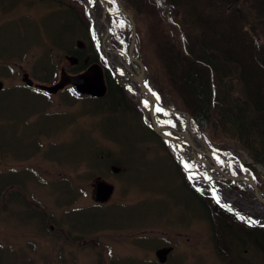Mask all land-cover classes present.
Wrapping results in <instances>:
<instances>
[{
  "label": "rangeland",
  "instance_id": "rangeland-1",
  "mask_svg": "<svg viewBox=\"0 0 264 264\" xmlns=\"http://www.w3.org/2000/svg\"><path fill=\"white\" fill-rule=\"evenodd\" d=\"M118 1L135 21L138 55L147 65L153 83L157 78L166 80L161 50L167 43L181 49L184 54L181 64L185 66V55L193 47V35L182 24L183 16L176 9L167 5L165 0H142V10L136 13L140 7L139 0ZM69 4L80 8L89 22L85 3L70 0ZM92 4L98 15L96 2L92 0ZM3 13H0V26L21 19L18 33L15 32L13 38L12 25H6L2 30L5 40L1 44L5 49H10L9 41L14 39L17 46L30 36L27 22H31L33 30L40 34L29 47L36 45L31 49L33 57L24 62L7 63V68L13 71L8 78L0 77L4 89L21 87L25 73L33 80L32 66L45 54L50 56V65L57 72L56 79L47 85L58 82L62 69L71 73L72 61H67L55 43L50 42L45 29L54 40L68 34L72 24L70 16L74 19L72 13L55 3L37 0H23L11 12ZM112 26L116 35L111 38L112 47L124 53L125 44L122 42L130 32L128 24L126 20L115 17ZM249 27H246L248 32ZM255 32L254 45L260 51L264 48V30ZM75 34L71 39L81 41L84 44L81 49L86 48L89 45L86 31L78 30ZM91 37L95 39L93 31ZM125 59L128 61L127 57ZM233 74L229 73L231 79ZM232 84L236 85L233 96H240L239 83L237 85L232 79ZM120 87L137 108L138 97L125 86ZM171 97L170 105H178L175 95ZM97 107L96 102L87 99L74 100L68 91L48 95L34 89L27 92L22 100L0 103L2 124L11 121L7 118L23 113L20 122L17 120L12 125L0 127V137L4 136L8 149L17 153L7 154L0 161V177H5V181H19L12 182L14 185L10 187L9 184L4 185V189H1L4 183H0V192L3 190L0 198V264H158L155 253L168 247L173 250L165 264H229L222 259V252L213 243V233L200 212L186 207L187 198L179 187V179L173 175L169 160L171 158L178 164L174 160L178 151L161 143L164 149L152 139L135 143L134 133H130L128 125L123 126L120 120L105 119L95 114ZM35 109L38 114L28 115ZM123 130L129 138L124 142L126 145L115 143L103 135L111 134L120 139ZM219 142H222V151L237 157L252 170L256 179L253 182L264 191V168L254 164L248 153L234 141L217 137L215 144ZM96 151H101L104 156L95 158ZM90 157H94L95 167L90 165ZM112 161L120 162L122 165L118 167L123 168V172L111 173ZM193 163L197 170L205 169L203 165L199 169L197 159H193ZM178 166L183 171L181 165ZM183 173L204 201L212 199L205 182L199 183L191 173ZM97 178L114 186L110 201L102 206L92 201ZM231 190L240 196L236 187H231ZM11 192H20V198L10 197ZM213 203L219 207L214 200ZM95 214L102 216L104 224L84 229ZM237 218L243 223L242 215ZM242 223H238L239 228L244 226ZM245 258L246 264H262L254 250L246 251Z\"/></svg>",
  "mask_w": 264,
  "mask_h": 264
},
{
  "label": "trees",
  "instance_id": "trees-1",
  "mask_svg": "<svg viewBox=\"0 0 264 264\" xmlns=\"http://www.w3.org/2000/svg\"><path fill=\"white\" fill-rule=\"evenodd\" d=\"M22 1L0 0V13L11 12V9H14L16 4L19 5ZM37 1L55 3L74 15V19H72L70 14L66 13L72 21L71 30L68 34L60 35L57 40L51 39L42 26L50 42L55 43L63 56L78 59L77 66L70 70L71 74L83 70L92 62H96L97 55L89 37V45L83 49L79 48V43L84 46L81 41L71 39L78 30L84 29L87 34L89 31L90 23L80 8L69 4L70 0ZM199 1H164L183 16L184 22L182 24L189 28L193 35V47L185 55L187 62L185 66H182L183 52L167 43L161 50V62L166 80L157 78L159 81L155 79L153 83L150 77V84L169 105L171 96L174 94L180 105L177 103L178 105L171 106L187 112L211 144H215L217 137L221 140L234 141L243 151L248 153L254 164L264 168V48L257 51L253 39L257 29L264 30V0ZM139 4L140 7L135 10L136 13H140L142 10V0H139ZM126 6L133 8V6ZM19 22L21 19L0 26V64H3V67L0 66V77L8 78L11 76L13 70L11 71L10 67L7 68V63L24 62L28 57H33L31 49L35 48L36 45L29 47L35 42V37L39 39L40 34L36 29L33 30L31 22H27L30 36L24 39L21 45L17 44L16 46L14 39L9 41V50L8 47L5 49L1 44L5 40L1 34L4 27L9 24L12 25L14 29L13 38L15 32L18 33ZM246 27L250 28V32L246 30ZM262 46L264 47V44ZM85 60H88L87 63H84ZM51 62V58L47 54L38 58L31 69L33 80L42 84L53 82L57 77V72L50 65ZM142 62L146 67L145 62L143 60ZM224 66L231 67V70H226ZM229 73H235L232 75V79L237 85L239 83L238 92L240 96H233L236 85L234 88L232 85L228 86V89L223 91H219L213 85L215 78L219 79L220 76L229 75ZM29 90L31 89L25 87L4 89L0 92V100H2L0 103L16 99L22 100L23 97L25 98L26 91ZM69 93L75 97L70 90ZM88 100L98 104L95 114L105 119L120 120L123 126L128 125L130 133L132 135L134 133L135 143L152 139L163 147L160 140L141 122V113L138 107L135 108L129 102L126 92L116 85L111 77H108L106 96L101 100ZM37 111L35 109L28 115H35L38 113ZM22 114L19 113V115L11 117L12 123L17 120L20 122ZM1 117L2 113L0 112V119ZM3 125L4 123H0V127H5ZM15 126L16 124L11 127L14 128ZM103 135L115 143L125 145L124 142L129 140L124 130L120 139L114 138L111 134ZM135 143L132 142V145ZM221 143L215 144L220 150L223 149ZM163 148L165 149V147ZM10 153L15 154L14 151L8 149L5 137H0L1 160H4ZM94 156L101 158L104 155L101 151H96ZM111 164L122 165L117 161H112ZM90 165L95 167L94 157H90ZM174 168V174L187 189V191L185 190L187 199L191 198L188 206L193 209H197L199 206L200 210L205 212L202 218L213 233L212 241L222 252V259L228 261L229 264H246L245 252L254 250L259 254L262 264H264V229L249 226L239 228L238 222L230 214L220 210L214 212L217 210L214 203L211 200L199 199L196 192L187 184L182 171L175 164ZM4 185L6 183L1 184V189H4ZM9 185L14 184L10 183ZM2 191L0 198H2ZM14 196L20 198L21 193L11 192L10 197ZM98 215L95 214L94 217H91L89 223L85 224V228H83L88 229L104 224L102 216L99 215L98 219ZM110 218L112 219V217ZM113 218L118 220L116 217ZM77 224L82 225L81 223ZM87 225H91V227Z\"/></svg>",
  "mask_w": 264,
  "mask_h": 264
},
{
  "label": "water",
  "instance_id": "water-1",
  "mask_svg": "<svg viewBox=\"0 0 264 264\" xmlns=\"http://www.w3.org/2000/svg\"><path fill=\"white\" fill-rule=\"evenodd\" d=\"M99 2L102 5L103 0H99ZM89 6V2H88ZM117 14H120V16L125 17L128 21L129 28H130V37H131V48L133 50L132 58H130L128 55V60L130 64L133 65V71H137L138 74L142 76L143 73L146 72V69L144 65L141 63V61L138 58V53L136 49V33H135V26L132 17L130 14L120 8ZM114 13H108L107 11H102L101 18L103 21H106V17L109 18L108 24L106 25V34L100 41V48L103 51V54L106 57L108 71L112 73L115 77V80L117 81L116 77L117 74L115 72H123L128 71L131 69V67H125L120 68L116 64H114L110 59L108 60L107 54H109V48H108V36L111 33V20ZM76 64V62H74ZM125 77V75H123ZM135 77L133 73V82L136 84L138 93L137 97L139 100L138 107L143 115V120L145 125L151 129L154 134L163 140L169 147L174 146L176 148L188 145L190 148L197 150V148H200L199 150L201 152H204L205 154L212 155L215 160L223 161L224 159L222 155L215 149H213L209 142L206 139H200L197 137L191 130L189 126L190 117L187 113L181 112L178 110H175L171 107L166 106V104L162 101V99L149 87L146 78L144 77ZM22 82L27 87H33V82L29 79L27 74H23ZM70 86L72 91L76 96L79 97H88L92 99H101L105 96L107 91L106 82L104 79V74L102 67L95 63L87 67L84 71L81 73H78L76 75H68L65 73L64 70L60 71V77L59 81L53 85V86H42V85H35V87L41 91H45L48 94L55 95L59 91L63 90L65 87ZM2 89V84L0 83V90ZM150 102L152 105H154L160 114L164 115L167 120V127L163 128L158 126L154 121H152L151 116L148 113L147 108V102ZM169 114L174 115L182 120H185V127H180L179 130L176 129V123L173 122L169 116ZM181 132H186L182 134ZM171 134L179 135V139H173ZM111 171L113 173H118L120 171L119 168L112 166ZM235 180L239 181L241 185L248 190L250 193H252L259 202L264 203V194L260 192L254 185L253 179L249 177V181L244 178L235 177ZM114 192L113 185H110L108 183H105L100 178H97L94 181L93 185V191H92V200L95 204H106L111 199ZM171 252V248H163L158 250L155 253V257L157 261L160 264H164L167 260V257L169 253Z\"/></svg>",
  "mask_w": 264,
  "mask_h": 264
},
{
  "label": "bare ground",
  "instance_id": "bare-ground-1",
  "mask_svg": "<svg viewBox=\"0 0 264 264\" xmlns=\"http://www.w3.org/2000/svg\"><path fill=\"white\" fill-rule=\"evenodd\" d=\"M120 7H121V5H120L118 0H103L102 5L99 2V8L98 7L96 8V10L98 9V13H99L98 15L95 13L94 8H90V17H91L92 22H93V26H92L93 30L92 31L95 35L94 41L97 42L98 44H99L100 38L103 39V37L105 36L106 25L108 24L107 21H103L101 18L102 11H107L108 13L116 12V14H117L118 12H120L119 11ZM120 19L126 20V18L122 17V16L120 17ZM128 27H129V24H128ZM129 30H130V28H129ZM113 36H115V34L113 33V28L111 26V33L108 36V39H109L108 40L109 54H107L108 60L110 59V61H112L114 64H116L120 68H125L126 66L131 67V69H129L128 71H123L122 73L119 71L115 72L118 76V77H116V79H117L118 85L128 87L131 94L134 93V95L137 97L138 89H137L136 84L133 82V73H134L135 77H140L141 75L138 74L137 71H133V65L130 64V62H128L126 59H124L123 53L115 50L112 47L111 37H113ZM122 43L125 44V54H127L130 58H132L133 50L131 48L130 32L127 35L125 41ZM136 49H137V53H138L137 45H136ZM101 53H102V56L106 59L102 50H101ZM224 67L228 71L231 70V67H229V66H224ZM144 74H145V78L147 80L149 87L152 90H155V88H153L152 85L150 84V77L148 75L147 69H146V72L143 73L141 77H144ZM123 75H125V77ZM231 80H232L231 76H229V75L220 76L219 79L215 78L213 85L215 87H217V89L219 91L227 90L228 86L231 85ZM232 85L234 88L235 87L234 84H232ZM147 108H148V113L152 118L151 119L152 121H154L160 127L168 128L167 122H166V117L164 115L160 114L159 111L157 110V108L154 105H152L149 101L147 102ZM194 153L195 152H193V151H188V154H187L188 156H187L182 151H180V154L178 157V159L181 161L182 164H185V165L187 164L186 167L191 172H193L194 167H193L192 159L189 157H191V156L196 157L197 155H195ZM216 169H218V168H216ZM229 169L232 171L240 173L243 177H245V179L247 181H249L248 180L249 176H248L247 172L241 167L240 163L237 160H231L230 161ZM223 175L225 177L227 176L226 173H224ZM214 177L216 179L217 175H214ZM226 201L230 202L233 205L235 203L240 204L243 208H245L246 210H249L252 214H255L257 216L258 220L264 221V203L259 202L258 200L257 201L256 200L251 201V202H249V201L242 202V201H236L234 198H232V199L227 198Z\"/></svg>",
  "mask_w": 264,
  "mask_h": 264
},
{
  "label": "flooded vegetation",
  "instance_id": "flooded-vegetation-1",
  "mask_svg": "<svg viewBox=\"0 0 264 264\" xmlns=\"http://www.w3.org/2000/svg\"><path fill=\"white\" fill-rule=\"evenodd\" d=\"M81 2L84 3V1H81ZM93 2L95 3V2H97V0H93ZM79 45H80V47H82L81 43H79ZM96 48L99 49L98 46ZM99 55H100V57L98 56V59L103 61V66L105 68V64H107L105 62V58L102 56V53H100V52H99ZM75 61H73V62H75ZM77 63H78V59H77ZM84 63H87V60H85ZM105 76H106V81H108V77H110V76H111V78H114L113 75L109 72L108 73L105 72ZM126 88H127V90H129L128 87H126ZM141 120H142V116H141ZM205 159H207V158H205ZM202 165L205 166V169H203L202 171L198 170L199 172H194V173H192V175L197 178L199 183L205 182L204 186H205V188L207 187L206 189L209 190L210 197L212 198V200H214L215 203H217L219 205L220 208H222L223 210H226L229 213L239 217L241 215L239 213L240 210H238L237 208L230 207V206H223V203L225 202V200L227 198L228 199L234 198L236 201H242V202H244V201L251 202V201L255 200V198L252 194H250L242 186L234 183L233 179L231 178V175H234L235 173L240 175V173L230 170L229 167L224 163H219V162L204 163L201 160H199V169H201ZM216 168H218V169H216ZM224 173H226V175H227L226 177L223 175ZM214 175H217L216 179H215ZM190 186L193 187L192 184H190ZM231 187H236V190L240 191V196L235 195L233 190H231ZM197 196L199 199L202 197V195L199 194L198 191H197ZM241 196H248V197L243 198ZM243 222L245 223L246 220L243 219ZM50 228H51V230L53 229L52 227H50Z\"/></svg>",
  "mask_w": 264,
  "mask_h": 264
}]
</instances>
